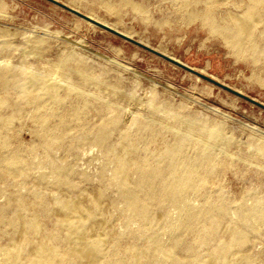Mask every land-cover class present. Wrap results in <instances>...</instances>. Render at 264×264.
<instances>
[{
	"label": "rangeland",
	"instance_id": "rangeland-1",
	"mask_svg": "<svg viewBox=\"0 0 264 264\" xmlns=\"http://www.w3.org/2000/svg\"><path fill=\"white\" fill-rule=\"evenodd\" d=\"M55 1L264 105V52L237 50L201 19L209 14L215 23L230 28L234 19H241L248 0ZM259 13L264 12L260 9ZM0 29L6 32L3 39L7 42L0 49V61L7 59L15 72L30 68L44 78L59 75L61 87L70 82L88 100L81 125L68 124L64 146L54 145L47 152L39 148L41 128L35 121L36 108L31 99L21 101L20 114L10 107L2 109L12 116L7 132L12 142L26 151L29 167L24 175L0 174V205L11 202L8 215L14 214L19 225L25 222V215H37L47 231L59 217L57 199L86 205L101 193L103 211L96 217L104 222L105 234L126 233L138 226L118 199L115 163L95 140L101 120L110 119L117 120L109 138L114 147L118 148L122 131L135 132L140 125L148 124L156 133L150 144L155 152L176 133H185L189 125L195 129L220 125L228 140L224 146L226 165L211 171L208 188L218 191L233 206L241 201L250 203L254 196L264 198V155L255 151L264 143V107L49 0H0ZM255 34L261 36L264 48V22L256 25ZM36 37L43 41L34 46L29 40ZM5 95L14 99L15 89L0 93L1 97ZM60 96L69 103L75 93L62 91ZM42 105L43 112L52 108L48 101ZM60 169L69 171V188L55 185ZM34 196L52 209L48 215L41 213ZM16 198L27 204L28 212L17 207ZM192 202L198 205L200 200L192 197ZM165 230V224L154 228L163 240L167 239ZM7 242L6 237H0V245ZM137 243L143 244L144 239L138 237ZM59 245L63 247L62 242ZM256 246L252 255L261 259L264 236Z\"/></svg>",
	"mask_w": 264,
	"mask_h": 264
},
{
	"label": "bare ground",
	"instance_id": "bare-ground-1",
	"mask_svg": "<svg viewBox=\"0 0 264 264\" xmlns=\"http://www.w3.org/2000/svg\"><path fill=\"white\" fill-rule=\"evenodd\" d=\"M248 3L241 19H234L230 28L215 23L209 14L201 19L237 50L263 53L255 27L264 22V13H259L260 9L264 12V0ZM5 33L0 29V49L7 45ZM42 41L39 37L29 40L34 46ZM6 60L0 61V93L15 89L16 97L0 96V174L24 175L29 170L26 151L8 135L12 116L2 109L10 107L20 114L21 101L31 99L36 108L35 121L41 128L39 148L47 152L54 145L64 146L68 124L81 125L88 100L70 82L61 87L59 75L44 78L30 68L15 72ZM62 91L74 92V100L65 103ZM46 101L52 108L43 112ZM56 117L62 121L55 122ZM116 122L101 120L95 140L115 163L118 199L138 226L126 233L105 234L104 222L96 217L103 211L101 193L86 205L57 199L59 217L47 231L37 215H25V222L19 225L14 214L8 215L10 202L0 205V237L8 239L0 245V264H264V254L261 259L252 255L257 240L264 236V198L254 196L250 203L241 201L233 206L218 191L208 188L211 171L226 165L224 146L228 140L220 125L196 129L189 125L185 133H176L155 152L150 144L156 133L148 124L140 125L135 132L122 131L118 148L114 147L109 138ZM255 151L264 155V143ZM57 174L55 185L69 188V171L60 169ZM192 197L200 200L198 205ZM15 201L21 211L28 212L22 199ZM33 202L42 214L52 211L38 196ZM163 224L166 240L154 231L155 226ZM138 237L144 239L143 244L137 243Z\"/></svg>",
	"mask_w": 264,
	"mask_h": 264
},
{
	"label": "water",
	"instance_id": "water-1",
	"mask_svg": "<svg viewBox=\"0 0 264 264\" xmlns=\"http://www.w3.org/2000/svg\"><path fill=\"white\" fill-rule=\"evenodd\" d=\"M49 1L60 5L62 8H65V9L69 10L70 12H72L73 14H75V15H77V16L85 19V20H88L92 24H94V25H96L98 27H101V28H103V29H105V30H107V31H109V32H111V33H113V34H115V35H117V36H119V37H121V38H123V39H125V40H127V41H129V42H131V43H133V44H135L137 46H139V47H141V48H144V49H146V50H148V51H150V52H152V53L164 58L165 60H168L169 62H171V63H173V64H175V65H177L179 67H182V68H184V69H186V70H188L190 72L195 73L197 76H199V77H201V78H203V79H205V80H207V81H209V82H211V83H213V84H215L217 86H220L221 88H224L225 90H228V91L236 94L237 96H239L241 98H244V99H246V100H248V101H250V102H252V103H254V104L258 105V106H260V107H264V105H262L261 103H258L255 100L248 98L247 96L241 94L240 92H238L236 90H233V89H231V88H229V87L217 82L216 80H214L212 78H209V77H207V76H205V75L193 70L192 68H190L187 65H185V64H183V63L171 58L170 56H167V55H165V54H163L161 52H158V51L154 50L153 48H150V47L146 46L145 44H143V43H141V42H139V41H137V40H135L133 38H130V37L118 32V31H116V30H114V29H112V28L100 23L99 21L90 18L89 16H87L85 14H82V13L78 12L75 9L69 8V7L65 6L64 4H61V3H59V2H57L55 0H49Z\"/></svg>",
	"mask_w": 264,
	"mask_h": 264
}]
</instances>
